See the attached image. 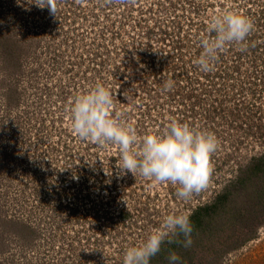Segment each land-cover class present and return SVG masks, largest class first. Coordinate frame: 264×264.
<instances>
[{"label":"rangeland","instance_id":"rangeland-1","mask_svg":"<svg viewBox=\"0 0 264 264\" xmlns=\"http://www.w3.org/2000/svg\"><path fill=\"white\" fill-rule=\"evenodd\" d=\"M56 2L55 15L34 0H0V264H123L167 214L192 221L217 198L207 221L193 219L190 247L166 242L150 264H168L171 251L180 264H264V0ZM226 10L253 30L204 73L199 40ZM96 82L111 90L110 116L138 137L173 119L214 133L207 187L178 198L171 182L122 172L118 145L77 136L70 103ZM77 177L89 188L76 214L55 213L44 181L72 196L63 182Z\"/></svg>","mask_w":264,"mask_h":264},{"label":"clouds","instance_id":"clouds-1","mask_svg":"<svg viewBox=\"0 0 264 264\" xmlns=\"http://www.w3.org/2000/svg\"><path fill=\"white\" fill-rule=\"evenodd\" d=\"M34 3L57 14L56 0H34ZM252 30L253 21L241 13L226 10L212 15L207 23L208 35L199 40L201 52L195 60L199 70L212 71L226 46H243ZM163 87L171 90L174 81L165 80ZM112 104L111 90L101 82L78 93L68 109L72 131L81 139L101 146L118 145L117 166L122 172L139 173L153 182H171L177 186L178 198L189 199L193 193L207 187L212 156L219 147L214 133L173 119L164 126L163 132H148L138 137L132 126L110 116ZM137 142L139 148L135 149L133 146ZM192 232L193 225L187 213H169L141 243L126 248L123 264H150L151 258L166 242H182L183 247H190ZM167 260L168 264H180L181 258L171 251Z\"/></svg>","mask_w":264,"mask_h":264},{"label":"trees","instance_id":"trees-1","mask_svg":"<svg viewBox=\"0 0 264 264\" xmlns=\"http://www.w3.org/2000/svg\"><path fill=\"white\" fill-rule=\"evenodd\" d=\"M94 172L95 171L91 172V174L93 173L91 177L95 176ZM79 176H81V175H79ZM84 176L88 177V179L85 178L88 181L89 180V173L88 172L85 173ZM77 180H78V177L74 178V180L65 178L64 182H63V185H66L67 188H72L73 191L76 192V193L73 192L74 194L72 196H71L72 193L70 195L68 194V196L67 195H63V194L60 195L59 190L56 188V185L54 183H52L50 179H48L47 181H44L43 186L46 189L43 191L44 192L43 195L45 197L44 199L46 201H49L48 203H50V206H52L51 210L55 211V213L57 212V213L61 214L62 216H64V215H66V216L69 215L70 216L72 214H76L77 211H75V210H76V208H78V205H79V202H80V198L79 197L81 195V191H83V188H86L87 190L89 188L87 186V184L85 183L86 180L81 179L80 182H78ZM70 185H71V187H68ZM82 186H83V188H82ZM108 188H109V190L110 189H112V191L114 190V188L111 187V186L108 187ZM116 189H118V186H116ZM83 197L85 198L86 195H84ZM220 201H222V199L220 200V198L219 199L217 198V200H215L214 204H212L210 206L200 207L198 210H195L194 215L191 216L192 217V221H193V219L196 216H197V219H199V220H201V219L203 220L204 219V220L207 221V219L210 217L209 216L210 210L212 208L213 209L219 208L218 206L221 204ZM55 203H56V205H55ZM123 211L124 212H128V211H130V208L129 207L125 208ZM123 216H124V218H123ZM120 218L125 219L126 218L125 213L122 214L120 216ZM192 221H191V223H192V225H194V222H192Z\"/></svg>","mask_w":264,"mask_h":264},{"label":"built area","instance_id":"built-area-1","mask_svg":"<svg viewBox=\"0 0 264 264\" xmlns=\"http://www.w3.org/2000/svg\"><path fill=\"white\" fill-rule=\"evenodd\" d=\"M120 191V190H119Z\"/></svg>","mask_w":264,"mask_h":264}]
</instances>
